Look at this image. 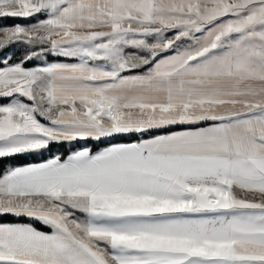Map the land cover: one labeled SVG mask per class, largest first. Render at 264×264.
I'll return each instance as SVG.
<instances>
[{
	"label": "snow or ice",
	"instance_id": "snow-or-ice-1",
	"mask_svg": "<svg viewBox=\"0 0 264 264\" xmlns=\"http://www.w3.org/2000/svg\"><path fill=\"white\" fill-rule=\"evenodd\" d=\"M5 18L34 22L0 27V158L85 146L0 172V264H264V0Z\"/></svg>",
	"mask_w": 264,
	"mask_h": 264
},
{
	"label": "trees",
	"instance_id": "trees-1",
	"mask_svg": "<svg viewBox=\"0 0 264 264\" xmlns=\"http://www.w3.org/2000/svg\"><path fill=\"white\" fill-rule=\"evenodd\" d=\"M53 58L59 59V60L62 59L61 57H53ZM35 64H36V61L33 60L31 62L25 63V66H31ZM114 142H120V141H114ZM83 146H85L83 142H75L73 145H69L67 143L61 144V145L53 144L50 146V149L45 150L43 154H26V155H20V156L10 157V158H0V172H3L7 167L17 166V165H21V164H25L29 162H37V161L45 160V159L52 157L55 154H59L62 157H66V155L69 154L71 151L81 148ZM87 146L93 147V150L95 151V150H98L99 148L104 147L105 145L104 144L97 145L94 142L89 141ZM3 219L5 221L13 220L11 216L4 217ZM24 222H27V221H24ZM35 227L42 229V230H49L47 227L39 223H36Z\"/></svg>",
	"mask_w": 264,
	"mask_h": 264
},
{
	"label": "rangeland",
	"instance_id": "rangeland-1",
	"mask_svg": "<svg viewBox=\"0 0 264 264\" xmlns=\"http://www.w3.org/2000/svg\"><path fill=\"white\" fill-rule=\"evenodd\" d=\"M34 21L31 19H13V18H5L0 20V27H4V26H13L15 24H21V25H29L31 23H33ZM26 48L22 45H13L10 47L9 51L11 53H14L12 59L13 61H18L22 55L24 54ZM53 57L55 56H48L46 61H41V60H34L36 61L35 65H31V66H25L26 68H34L37 66H41L43 63L46 62H63V58L62 59H54ZM7 100H0V103H7ZM43 122V121H42ZM51 158V157H50Z\"/></svg>",
	"mask_w": 264,
	"mask_h": 264
},
{
	"label": "crops",
	"instance_id": "crops-1",
	"mask_svg": "<svg viewBox=\"0 0 264 264\" xmlns=\"http://www.w3.org/2000/svg\"><path fill=\"white\" fill-rule=\"evenodd\" d=\"M120 142H123V141H120ZM79 149V148H78ZM77 150V149H76ZM73 151H75V150H73ZM68 155V154H67ZM66 155V156H67ZM49 159V158H48ZM45 160H47V159H45ZM45 160H41V161H37V162H29V163H25V164H21V165H17V166H23V165H27V164H31V163H39V162H43V161H45ZM8 168V167H7ZM6 168V169H7ZM39 229V228H38ZM40 230H42V229H40ZM43 231H49V230H43Z\"/></svg>",
	"mask_w": 264,
	"mask_h": 264
}]
</instances>
